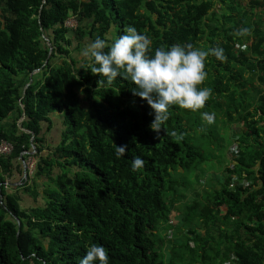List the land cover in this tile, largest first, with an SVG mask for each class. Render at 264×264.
<instances>
[{"label": "trees", "instance_id": "trees-1", "mask_svg": "<svg viewBox=\"0 0 264 264\" xmlns=\"http://www.w3.org/2000/svg\"><path fill=\"white\" fill-rule=\"evenodd\" d=\"M129 25L152 49H223L205 58L204 107L172 106L159 135L134 85L101 83L82 54ZM2 140L0 264H77L92 244L108 264H264V0H0Z\"/></svg>", "mask_w": 264, "mask_h": 264}, {"label": "clouds", "instance_id": "clouds-1", "mask_svg": "<svg viewBox=\"0 0 264 264\" xmlns=\"http://www.w3.org/2000/svg\"><path fill=\"white\" fill-rule=\"evenodd\" d=\"M82 54L89 60L90 72L99 74L101 83H111L120 76L134 85L130 91L146 101L153 117L149 127L157 135L172 106L193 112L204 107L210 90L198 86L207 76L205 58L212 55L217 60L224 59L222 48L204 50L192 43L152 49L150 38L131 25L108 45L104 39L95 38ZM200 116L209 125L215 120L213 112H200ZM125 150L126 145L115 146V155L123 157ZM144 165L145 160L135 156L131 159L130 170L136 171ZM108 261L104 246L92 244L77 264H108Z\"/></svg>", "mask_w": 264, "mask_h": 264}, {"label": "rangeland", "instance_id": "rangeland-1", "mask_svg": "<svg viewBox=\"0 0 264 264\" xmlns=\"http://www.w3.org/2000/svg\"><path fill=\"white\" fill-rule=\"evenodd\" d=\"M74 20V18L71 16L68 20H67V22L68 23H70V21H72V23L74 22L73 21ZM11 119V120H10ZM8 121H6V124L8 125V127H10L11 126V124H9V122H11L12 120H13V118H10ZM20 121V119H18V121L17 122H19ZM213 131V133L216 135L217 134V129L215 128V126L214 127H212V126H210L209 127V131ZM56 133H57V131H56ZM52 137H56V136H52ZM220 141H222V140H220ZM219 140L216 142V144L215 145H213L212 147H214V148H218V151H220V152H223V145H222V142H220ZM208 146V145H207ZM220 161H221V159H220ZM215 162H217V165L219 166V167H222L223 165H224V163L222 162V163H219L218 162V160H215ZM214 173L215 172H210V171H208L207 173H206V175H205V178L207 177V180H208V182L211 184L212 182L214 183V177H213V175H214ZM201 179H204V176L201 178ZM208 185H205V187H207ZM205 187H203V188H205ZM203 188H200L199 190H202ZM22 204L24 205V206H30V205H41L42 204V202H41V200H39V199H35L34 197L33 198H31L30 196H28L27 194L24 196V199H23V202H22Z\"/></svg>", "mask_w": 264, "mask_h": 264}, {"label": "built area", "instance_id": "built-area-1", "mask_svg": "<svg viewBox=\"0 0 264 264\" xmlns=\"http://www.w3.org/2000/svg\"><path fill=\"white\" fill-rule=\"evenodd\" d=\"M73 21H74L73 23H72V21H70V23H68L66 21L65 24L69 27H75L77 24L75 18ZM12 149H13V146L9 141L2 140L0 142V154L7 155L12 151ZM35 163H36V158L32 155V151L28 152L27 157L22 160L23 176L24 177H26V175L28 177H31L33 175L35 165H36Z\"/></svg>", "mask_w": 264, "mask_h": 264}, {"label": "crops", "instance_id": "crops-1", "mask_svg": "<svg viewBox=\"0 0 264 264\" xmlns=\"http://www.w3.org/2000/svg\"><path fill=\"white\" fill-rule=\"evenodd\" d=\"M3 124L7 126L6 121H4ZM9 124H10V122H9ZM6 183H8V189H11V188H13L15 186L18 187V186H20L22 184V178H21L20 175L15 174V175H13L11 177V179L10 178H7V182Z\"/></svg>", "mask_w": 264, "mask_h": 264}, {"label": "water", "instance_id": "water-1", "mask_svg": "<svg viewBox=\"0 0 264 264\" xmlns=\"http://www.w3.org/2000/svg\"><path fill=\"white\" fill-rule=\"evenodd\" d=\"M51 49V48H50ZM35 71H37V70H35ZM34 72V71H33ZM32 72V73H33ZM31 73V74H32ZM30 81H31V79L29 80V82L24 86V89H23V93H24V90H25V88L28 86V84L30 83ZM23 111V110H22ZM22 117H23V115L19 118L20 120L22 119ZM33 139V135L31 136V139L30 140H32ZM18 225H19V222H18Z\"/></svg>", "mask_w": 264, "mask_h": 264}]
</instances>
